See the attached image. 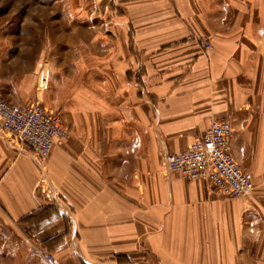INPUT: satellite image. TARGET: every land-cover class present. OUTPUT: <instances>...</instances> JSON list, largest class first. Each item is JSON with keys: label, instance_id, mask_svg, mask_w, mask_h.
<instances>
[{"label": "crops", "instance_id": "0c3cea01", "mask_svg": "<svg viewBox=\"0 0 264 264\" xmlns=\"http://www.w3.org/2000/svg\"><path fill=\"white\" fill-rule=\"evenodd\" d=\"M38 3L68 27L77 8L106 12L124 49L98 53V75L94 53L63 75L46 53L0 50L2 96L41 101L67 135L39 160L0 133L2 264H264V0ZM212 120L231 124L248 196L164 168Z\"/></svg>", "mask_w": 264, "mask_h": 264}, {"label": "built area", "instance_id": "2783aa9c", "mask_svg": "<svg viewBox=\"0 0 264 264\" xmlns=\"http://www.w3.org/2000/svg\"><path fill=\"white\" fill-rule=\"evenodd\" d=\"M0 133L9 142L29 149L39 160L48 156L55 139L67 136L59 115L50 112L41 101L16 106L7 102L1 93ZM231 137L228 121L212 120L202 136L185 151L165 155L164 168L186 181L201 180L227 199L248 196L254 189L253 177L234 160Z\"/></svg>", "mask_w": 264, "mask_h": 264}, {"label": "rangeland", "instance_id": "374dc122", "mask_svg": "<svg viewBox=\"0 0 264 264\" xmlns=\"http://www.w3.org/2000/svg\"><path fill=\"white\" fill-rule=\"evenodd\" d=\"M65 15L66 11L42 9L38 0H0L1 52L4 49V52L13 55L28 53V60L31 61L36 53H46L45 62H50L63 75L72 66L75 71L82 73L90 59H93L88 53H94L96 68L93 70L98 75V53H122L124 44L116 38L109 26L102 25L103 20L108 19L106 12L77 8L74 13L76 24L73 27L66 25ZM82 21L89 24H83ZM71 28L85 40L81 44L74 43L76 53H69L67 33ZM15 250L12 247V252Z\"/></svg>", "mask_w": 264, "mask_h": 264}]
</instances>
